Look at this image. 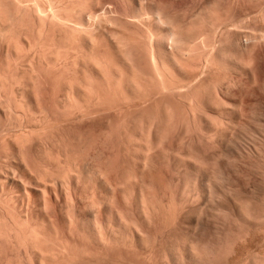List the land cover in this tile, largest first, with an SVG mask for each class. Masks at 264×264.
<instances>
[{"label": "bare ground", "instance_id": "bare-ground-1", "mask_svg": "<svg viewBox=\"0 0 264 264\" xmlns=\"http://www.w3.org/2000/svg\"><path fill=\"white\" fill-rule=\"evenodd\" d=\"M173 3L0 0L5 52L0 58V128L11 123L22 137H42L47 130L52 135V148H39L34 163L19 154V131L1 133L10 150L0 156V240H8L12 251L19 249L27 263L67 264L76 256L68 238V246L64 240L60 245L58 229L57 249L50 244L55 236L43 232L55 224L54 206L68 229L98 244L141 245L155 215L169 217L173 238L158 254L167 264L193 255L194 246H182L177 237L180 218L188 227L185 245L203 241L211 218L228 211L253 229L263 245L253 248L248 241L243 261L264 264V191L258 188L264 183V13L258 10L264 7L233 14L235 7L227 6V0H202L200 6L195 2L197 9L191 7L190 18L187 11L179 15L182 7ZM45 98L51 112L42 107ZM116 112L125 113L123 125L95 132L96 139L83 137L85 118ZM56 126L78 132L76 140H64L62 150L55 147L60 143ZM122 130L131 172L126 169L113 179L111 166L120 157L124 161L121 153L111 154ZM113 145L106 154L104 147ZM10 159L15 165L6 170L1 162ZM95 159H104L109 167L98 168ZM153 171L170 176L171 195ZM159 185L166 196L153 191ZM243 232L251 237L250 231ZM238 235L234 241L244 238Z\"/></svg>", "mask_w": 264, "mask_h": 264}, {"label": "rangeland", "instance_id": "rangeland-1", "mask_svg": "<svg viewBox=\"0 0 264 264\" xmlns=\"http://www.w3.org/2000/svg\"><path fill=\"white\" fill-rule=\"evenodd\" d=\"M172 1H174V0H168V2H169V4L172 2ZM194 1V2H193ZM201 1L202 0H175V3H173V4H175V6H176V9H177V7H179V6H181L182 8V11H181V9H180V7L178 8V12H179V15L181 14V15H184V14H187L186 16L187 17H190L191 18V16L190 15H192L193 13H192V11H194L195 9H197V6L194 8V6H195V2H196V5H197V3H199L198 4V6H200V3H201ZM225 1V0H224ZM228 1H230V0H227V3L229 4V5H227V6H229L230 8H233L234 9V7H235V9H234V13L233 14H240V13H244V12H246V11H250L251 9L252 10H255V9H257L258 10V8H263L264 7V1L263 0H261L262 1V3L261 2H258L259 3V5H261V6H258V4H257V2H256V0H255V3L257 4V6H256V4H253V1H249V0H240V3L241 4H238L237 2L239 1V0H235V2H236V6L237 5H239L238 7H236V6H232L231 7V4L232 5H235V3L233 2L234 0H231V4L228 2ZM251 2V3H249V2ZM181 2V3H180ZM194 3V5H192ZM246 3V5L248 6H246V5H244ZM250 5H252V6H250ZM261 3V4H260ZM179 6H178V5ZM185 4V5H184ZM243 6V8L245 9H243L244 11H242V6ZM253 5H255V6H253ZM174 6V5H173ZM174 6V7H175ZM186 6H188V7H186ZM193 6V9H191V7ZM239 7H241V8H239ZM251 7V8H250ZM255 9H254V8ZM257 7V8H256ZM188 8V9H187ZM246 8H248V9H246ZM236 9L238 10V11H236ZM241 9V10H240ZM264 9H262V10H258L260 13H264V11H263ZM181 11V12H180ZM186 11H187V13H186ZM228 11H229V13H230V9L228 8ZM232 11V10H231ZM236 11V12H235ZM184 13V14H183ZM178 14V13H177ZM231 14V13H230ZM178 16V15H177ZM185 16V17H186ZM261 16V15H260ZM186 17V18H187ZM190 18H188V19H190ZM260 23H262V22H260ZM3 46L1 45L0 46V58L2 59L3 58V55H5L4 53L5 52H3L4 51V49L2 48ZM3 50V51H2ZM2 55V56H1ZM5 57V56H4ZM43 99V98H42ZM42 101V100H41ZM48 101V102H47ZM47 104V105H46ZM42 105H44V106H42L43 107V109L45 110L46 108V110H45V112L46 111H50V109H48L49 108V100L47 99L46 100V98H45V100H43V103H42ZM51 112V111H50ZM50 112H47L48 114H50ZM117 113V112H116ZM116 113H106V115H105V113H103V114H101V119H100V116L98 115V117H96V119H97V121H96V119H93V117L92 118H85V120L86 121H83V123H85L83 126H82V133L83 134H85L83 137H85L86 138V136L88 137V135H89V138H90V136H92L93 137V139L95 138L94 137V135L96 134V133H101V134H104L103 133V131H106V132H109V131H111L112 130V126L114 127L115 125H117V124H121V125H123V120H124V118L126 117L124 114H122V116H121V114H119V113H117V116L115 115ZM109 114H111V115H109ZM113 114V115H112ZM119 114V115H118ZM124 115V116H123ZM104 116V117H103ZM107 116H109V117H107ZM111 116V117H110ZM114 116H116L115 118H113ZM122 118L121 119V121H120V118ZM102 118H103V120H102ZM106 118V119H105ZM108 118V119H107ZM119 118V122L117 123L116 121H117V119ZM93 120V122L91 121V120ZM99 119V120H98ZM105 119V120H104ZM111 119V122L112 123H109L110 120ZM108 120V121H107ZM113 120V121H112ZM89 121V122H88ZM91 121V122H90ZM102 121V122H101ZM106 123H105V122ZM59 121H56V123H58ZM94 122H95V124H94ZM104 122V123H103ZM53 124H54V122H52ZM90 123V124H89ZM93 123V124H92ZM103 123V124H102ZM109 125H108V124ZM8 124V125H7ZM11 124V123H10ZM9 123H6L5 124V130H3L4 128L2 127V128H0V135H2L3 133V135H5V132H6V130H12L13 132H14V126H11ZM52 124V125H53ZM92 124V125H91ZM56 125V124H55ZM59 125V124H58ZM57 125V126H58ZM7 126H8V129H6L7 128ZM9 126L10 127H12V128H9ZM54 126V125H53ZM56 126V127H57ZM61 126V125H60ZM88 126V127H87ZM97 126V127H96ZM16 127V126H15ZM56 127H54V128H56ZM90 127V128H89ZM92 127V128H91ZM111 127V128H110ZM63 128V129H62ZM62 128L60 127V128H56L55 130H54V134L57 136L56 138H58L59 140H60V143L59 142H56V143H58L57 145H55V147L58 149L59 147H61V150H62V148H63V146H64V143H65V141L64 140H66L67 142H72V140H76V136L78 135V132H77V130L76 129H74L73 127H71V126H66L65 127V130H64V127L62 126ZM69 128V129H68ZM71 128H73V129H71ZM2 129V130H1ZM35 129V128H34ZM36 129H40L39 127L38 128H36ZM35 129V130H36ZM88 129H92L93 131H94V133L92 134L91 132H93L92 130L90 131V130H88ZM105 129V130H104ZM45 130V129H44ZM49 130H51V129H49ZM71 130V131H70ZM85 130H87V131H85ZM108 130V131H107ZM115 130V129H114ZM2 131V132H1ZM3 131H5V132H3ZM11 131V133H12V136H13V132ZM15 131H16V135H18V131H19V129H18V131H17V129H15ZM21 131V130H20ZM20 131H19V135L18 136H21V137H19V139L21 140V144L19 143V141L20 140H18V148H19V154H21L20 152H22V155L21 156H23L24 158H26V160H30L31 162H32V160H34V163H35V160H37V156H38V150H39V148H41V149H43V148H46L47 146H50L51 144V142H52V140H51V138H52V135L50 134L51 133V131L49 132L48 130H47V132L50 134V135H48V133L46 132H44L45 134H47V135H45L44 133H41V131H42V129H41V131L39 132V130H37V132H39L38 134L40 135V134H44V135H41L42 137H38V135H36L37 137H38V139L37 138H35L36 136H32V137H22V135H21V133H20ZM101 131V132H100ZM36 132V133H37ZM74 132V133H73ZM89 132V133H88ZM96 132V133H95ZM122 134H120V135H118V137L117 138H115V142L113 143V144H115L116 143V147H117V145H118V147L115 149L116 151L114 152H112L111 153V151L114 149V145L111 147L110 146V148H109V146H106V147H104L106 150H104V151H106L105 153L106 154H109V153H111V154H113V156H115L114 154H116V153H121L120 155H119V157L120 156H122V158L124 157V161H122V159H121V157H120V159H118V156H116V161H118L117 163H114V167H113V165L111 166L113 169L110 171V173H111V177L114 179L115 177H116V175L118 176L119 175V173L120 174H122V171H125L126 169V171L127 172H129V170L131 169V167H128L127 168V166H129L130 164H129V162H127V159H125V158H127V151L125 152V147H124V131L122 130ZM2 133V134H1ZM77 133V134H76ZM88 133V134H87ZM91 133V134H90ZM7 134V133H6ZM63 134V135H62ZM71 134H73V135H71ZM75 134V135H74ZM87 134V135H86ZM2 135V139L0 138V156L1 155H5L6 153H8V150H10V147H8L9 146V144H7L5 141H3V138H4V136ZM35 135V134H34ZM97 135V134H96ZM123 137H122V136ZM14 136H15V134H14ZM47 136V137H46ZM16 137V136H15ZM45 137V138H44ZM55 137V136H54ZM61 137H62V140H61ZM66 137V138H65ZM123 138V140H122V138H121V140H120V143H118V141H119V139L118 138ZM18 138V137H17ZM25 138V139H24ZM31 138H33V139H31ZM88 138V140H92L91 138L89 139ZM5 139V138H4ZM27 139V140H26ZM41 139H43V140H41ZM58 139H57V141H58ZM69 139L71 140V141H69ZM96 139V138H95ZM30 140H32V141H30ZM45 140V141H44ZM50 140V141H49ZM3 141V142H2ZM26 141V142H25ZM43 141V142H42ZM61 141H62V143H61ZM122 141H123V147H121V148H119L120 146H119V144H121L122 143ZM5 142V143H4ZM25 144H24V143ZM40 142V143H39ZM49 142V143H48ZM53 142H54V140H53ZM48 143V144H47ZM6 144V145H5ZM21 145V146H20ZM22 145H23V147H22ZM59 145V146H58ZM61 145V146H60ZM121 145V146H122ZM41 146V147H40ZM52 146V145H51ZM50 146V147H51ZM5 147V148H4ZM50 147H47V148H49L50 149ZM46 148V149H47ZM52 148V147H51ZM108 148H109V151H108ZM111 148H113L112 150H111ZM60 149V148H59ZM122 150L121 152H118V150ZM7 151V152H6ZM53 151V150H52ZM124 151V152H123ZM5 152V153H4ZM10 152V151H9ZM33 152V153H32ZM29 154V155H28ZM33 154V155H32ZM36 154H37V156H36ZM123 154H125V156L123 155ZM25 155V156H24ZM118 159V160H117ZM11 160V159H10ZM104 160V159H103ZM103 160H101V159H95V160H92L93 161V164H95V165H97V167L98 168H103V167H105L106 165L105 164H107L108 165V163L106 162V163H104V161ZM121 160V161H120ZM12 161V160H11ZM1 162V164H3V166H4V169H6V168H8L9 166H10V164L11 163H14L13 161L12 162ZM96 161V162H95ZM127 162V163H126ZM5 163V164H4ZM124 163V164H123ZM126 163V164H125ZM7 164V165H6ZM14 165H15V163H14ZM119 165V166H118ZM122 165V166H121ZM8 166V167H7ZM131 166V165H130ZM107 167H109V165L107 166ZM116 167V168H115ZM118 167H119V169H118ZM7 170V169H6ZM114 170H115V174L114 173H112V172H114ZM118 170V171H117ZM117 171V172H116ZM125 171V172H126ZM125 172H123V173H125ZM126 172V173H127ZM130 172H131V170H130ZM153 172H155L154 174L156 175L157 174V172L156 171H153ZM20 173H21V171H20ZM22 174V173H21ZM129 174V173H128ZM163 175H165V173L163 172L162 173ZM162 174H157L156 176H157V178H158V180H160L161 182H159V183H162L161 185L163 186V184L166 186H169V187H163L164 189H163V191L165 192L166 191V195L168 196V195H171V193H172V191H173V189H174V186L170 183V180H169V175L167 174V175H165V176H167L166 178H165V176H160V175H162ZM114 176V177H113ZM163 177V179L162 180H164V181H162L160 178H162ZM165 178V179H164ZM116 180V179H115ZM167 181V182H166ZM168 183H169V185H168ZM263 185H262V184ZM259 185H260V187H259ZM258 185V188L259 189H262V191H264V183L263 182H260V184ZM162 186H156V187H159V188H156V189H153V191L155 190H157V193H159L160 195H165V193L164 192H162L161 190H162V188L160 189V187H162ZM172 188H171V187ZM150 188V187H149ZM167 188V189H166ZM151 189L152 188H150L149 189V191H151ZM172 189V190H171ZM168 190V191H167ZM170 191V192H169ZM152 192V191H151ZM153 193V192H152ZM165 195V196H166ZM91 198V200H92V197L90 196L89 197V199ZM166 198V197H165ZM88 198L85 200L86 202H90L91 200H89ZM84 201V202H85ZM22 204V202H20V205ZM52 207V206H51ZM23 209H26V207H25V205H23ZM87 209V208H86ZM86 209H85V211H86ZM53 210V211H52ZM52 210L50 209V211H51V213H52V217L55 219H52V220H54L55 222V226L54 227H56V225H57V227L56 228H54L53 226H51V227H47V230L45 229V231H43L44 233H46V234H48V235H50V236H52V237H54L55 235H57V233H55L56 232V229H58L59 231H60V233H58V234H60L61 235V238H62V232L64 233V231H65V233H66V235H65V233H64V239H61L59 236H55L54 238H53V242L51 241L52 239H50V244H52V246H54V248H56L57 249V247H58V245L60 244V242L62 241V240H64L63 242H61V244L60 245H62V243L63 244H66V241H72V242H69L70 243V248L72 247V249L70 250V251H72L76 256L74 257V259L73 260H77L76 262L74 261L73 262V260H69L68 259V261H69V263H67V264H71L70 263V261H72V263L73 264H167V263H163L161 260H160V258H159V255L158 254H160V252H163L164 250H165V248L167 247V245L168 244H170V239H172L173 238V232L171 231V227H170V225H169V217H168V219L166 218L167 216H165V215H163V214H159V216H158V214H156L155 215V217H156V219L154 220V219H152V222H151V224H149V225H146L147 227H146V230L148 231V233H146V235H148L149 234V236H146V239H145V242L144 241H142V243H144V244H142L141 243V245H134V244H130V243H109V244H114L113 246L112 245H109L108 243H106V244H108V246H106L107 248H108V250L106 249V247H105V245L106 244H98V243H96V242H93L92 240H90L89 238L87 239V237H85L84 235H82V234H80L79 232H77L76 230H70V229H68L67 228V226L65 225V223H63L62 222V220L58 217V215H56V214H54V212L55 211H57L55 208H54V206L52 207ZM256 210H258V209H256ZM87 211H88V209H87ZM226 212V214L224 213V212H220V214H216L215 216L216 217H213V219H214V221L212 220V218H211V222H212V225H211V227H210V230H208L207 232H205V233H203V235H202V239H203V241H194L193 243H190V242H188V244H185V245H183V242H182V240L184 241L185 240V236H186V232H187V230H188V227L186 226V224H187V222L184 220V219H182V218H180V225H179V229H178V236L177 237H179V242L181 243V245L182 246H185L186 247V245H193L194 246V250H193V255L192 256H195V257H184L183 259H184V261H183V259H181V260H178V264H246V262H244L245 260L243 259L244 258V256L242 255L243 253H245L246 252V245L247 244H249V242L253 245L252 247L253 248H257V246H258V248H262V246L263 245H261L262 243H257L258 241L255 239V238H257V237H255V235L256 234H254L255 232L253 231V229H250L249 227H248V225L246 224V226H245V224L244 223H242V222H240V221H238L237 220V218L232 214V212L231 211H229V213L230 214H232V215H227L228 214V211H225ZM2 212H0V214H1ZM130 214V213H129ZM220 215V216H219ZM130 216H131V214H130ZM229 216V217H228ZM234 216V217H233ZM154 217V218H155ZM158 217L160 218V219H158ZM163 217H164V221H163ZM226 218V221L224 220L225 218ZM57 218H58V220H59V222L57 221ZM217 219V220H216ZM219 219V220H218ZM221 219V220H220ZM161 220V221H160ZM235 220H237V221H235ZM167 221V222H166ZM219 221V222H218ZM36 222V221H35ZM227 222V223H226ZM240 222V223H239ZM58 223L60 224V225H58ZM162 223V224H161ZM166 223V224H165ZM159 224V225H158ZM243 224V225H242ZM163 225V226H162ZM167 225H168V228H167ZM61 226V227H60ZM64 226V227H63ZM158 226V227H157ZM162 226V227H161ZM245 227V228H244ZM250 229H248V228ZM160 228H162V229H160ZM164 228V229H163ZM232 228V229H231ZM43 230H44V228H43ZM57 230V231H58ZM161 230V231H160ZM163 230H165L164 232H163ZM248 230V232L250 231L251 232V237H252V239H251V237L250 236H247V238H246V236L244 235V234H246V233H244L243 231H247ZM47 231V232H46ZM58 231V232H59ZM71 231L73 232V233H75L76 235H74L75 237H73L72 235V233H71ZM75 231V232H74ZM219 231V232H218ZM253 231V232H252ZM51 232H52V234H51ZM185 232V233H184ZM70 233V234H69ZM78 233H79V235H78ZM169 233V234H168ZM243 233V234H242ZM169 236H168V235ZM238 234H240V236H244V238H246L245 240H243L244 238H242V237H240V239L239 240H236V241H238V243L236 242V241H234L235 240V238L236 239H238L239 238V235ZM242 234V235H241ZM71 235V236H70ZM184 235V239L181 237V236H183ZM65 236H66V238H65ZM68 236V237H67ZM84 238H83V237ZM236 236H238V237H236ZM59 237V239H60V242H59V239H58V243H57V238ZM80 237V238H79ZM68 238V239H67ZM75 238V239H74ZM67 239V240H66ZM234 239V240H233ZM255 239V240H254ZM66 240V241H65ZM83 240V241H82ZM224 240V241H223ZM243 240L244 241V243H243V241L241 242V241ZM253 240H254V242H253ZM55 241V242H54ZM246 241V242H245ZM249 241V242H248ZM1 242H3V243H1ZM6 242H8V240H0V252H5V254H4V256H3V254L1 255L0 254V264H6L7 262H9L10 264H11V262L13 261V259H14V261L13 262H15V263H13V264H17V262H18V264L21 262L22 264H29V263H27V259H26V257L21 253V251H20V253H21V260L22 261H20V253L17 251V250H19V249H17V248H15L14 247V249L16 250V252L18 253H16L14 250L12 251L11 249H9V247H8V243H6ZM68 242H67V244H68ZM237 243V245H236V243ZM248 242V243H247ZM11 243V242H10ZM56 243L57 244V247H56V244L54 245V244ZM72 243V244H71ZM95 243V244H94ZM200 243V244H199ZM207 243V244H206ZM231 243V244H230ZM240 243V244H239ZM242 243V244H241ZM3 244V245H2ZM7 244V245H6ZM66 244V245H67ZM75 244V245H74ZM120 244L121 246H118V245ZM126 244V245H125ZM238 244H239V246H238ZM245 244V245H244ZM258 244V245H257ZM10 245H12V244H10ZM59 245V246H60ZM83 245V246H82ZM133 245V246H132ZM210 245V246H209ZM228 245V246H227ZM232 245V246H231ZM237 246V247H235V246ZM242 245V246H241ZM244 245V246H243ZM3 246V247H2ZM68 246V245H67ZM124 246V247H123ZM125 246H126V248H125ZM141 246V247H140ZM169 246V245H168ZM181 246V247H182ZM192 246V247H193ZM234 246V247H233ZM12 249H13V245L12 246H10ZM73 247H75V248H73ZM96 247V248H95ZM152 247V248H151ZM7 248H8V251H7ZM79 248V249H78ZM101 248V249H100ZM105 248V249H104ZM131 248V249H130ZM163 248H164V250H163ZM207 248V249H206ZM225 248V249H224ZM234 248H235V252H236V254H233V253H235V252H233L232 250H234ZM3 249V250H2ZM4 249H6V250H4ZM100 250V252H99V250ZM103 249V250H102ZM128 249V250H127ZM147 249H149V250H147ZM246 249V250H245ZM74 250H76V251H74ZM85 250V251H84ZM102 250V251H101ZM112 250V251H111ZM135 250V251H134ZM153 252H152V251ZM240 250V251H239ZM7 251V252H6ZM89 253H88V252ZM114 251V252H113ZM217 251V252H216ZM226 251V252H225ZM231 251V252H230ZM238 251V252H237ZM14 252V253H13ZM78 252H80V254L78 253ZM87 252V253H86ZM95 252H96V255H93V254H95ZM152 252V253H151ZM186 251H184V253H185ZM197 252V253H196ZM230 252V253H229ZM9 253V254H8ZM13 253V254H12ZM16 253V254H15ZM103 254V255H102ZM106 254V255H105ZM153 254V255H152ZM195 254V255H194ZM197 254V255H196ZM214 254V255H213ZM230 254H231V256H230ZM7 255V256H6ZM22 255L25 257H23L24 259H22ZM79 255V256H78ZM91 255V256H90ZM98 255V256H97ZM152 255V256H151ZM155 255V256H154ZM227 255H229L228 257H227ZM233 255H234V257H233ZM2 256V257H1ZM16 256H18V257H16ZM92 256H94V258L92 257ZM96 256V257H95ZM123 256V257H122ZM199 256V257H198ZM202 256V257H201ZM6 257H7V259H6ZM9 257H10V259H11V261H8V260H10L9 259ZM12 257V258H11ZM80 257V258H79ZM86 257H88V258H85ZM5 258V259H4ZM19 258V259H18ZM79 259V261H78V259ZM83 258V259H82ZM93 258V259H92ZM100 260H99V259ZM198 258V259H197ZM229 258V259H228ZM231 258V259H230ZM5 260V262L4 261H2V260ZM17 259H18V261H17ZM67 259V258H66ZM65 259V261L67 262V260ZM98 259V260H97ZM149 259V260H148ZM154 259V260H153ZM234 259V260H233ZM263 259V258H262ZM17 262H16V261ZM25 261V263H24V261ZM124 260V261H123ZM229 260V261H228ZM236 260V261H235ZM244 260V261H243ZM65 261H63V263L65 262ZM81 261V262H80ZM84 261V262H83ZM88 261V262H87ZM98 261V262H97ZM111 261V262H110ZM156 261V262H155ZM97 262V263H96ZM118 262V263H117ZM121 262V263H120ZM230 262V263H229ZM9 263H7V264H9ZM66 264V263H65Z\"/></svg>", "mask_w": 264, "mask_h": 264}]
</instances>
